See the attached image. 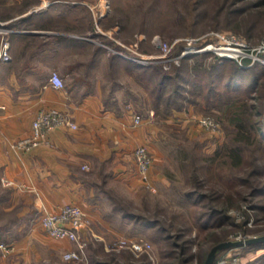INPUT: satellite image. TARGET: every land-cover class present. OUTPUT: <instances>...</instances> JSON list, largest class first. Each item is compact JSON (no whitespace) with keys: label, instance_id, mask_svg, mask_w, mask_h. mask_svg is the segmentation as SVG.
Here are the masks:
<instances>
[{"label":"crops","instance_id":"1","mask_svg":"<svg viewBox=\"0 0 264 264\" xmlns=\"http://www.w3.org/2000/svg\"><path fill=\"white\" fill-rule=\"evenodd\" d=\"M99 1L0 0V47L7 39L10 53L0 61V237L12 245L6 254L0 249V264H54L51 258L72 248L40 224L45 210L67 202L84 207L96 239L110 234L112 208L101 212L96 204L111 205L112 187L131 193L144 186L132 156L139 144L153 153L147 177L155 190L167 183L153 108L139 112L133 90L113 85L119 70L112 72L111 52L90 56L94 21L112 25L110 5L96 17ZM53 70L63 87L51 84ZM42 108H57L76 126H58L30 149L13 147ZM174 113L186 118L190 108Z\"/></svg>","mask_w":264,"mask_h":264},{"label":"rangeland","instance_id":"2","mask_svg":"<svg viewBox=\"0 0 264 264\" xmlns=\"http://www.w3.org/2000/svg\"><path fill=\"white\" fill-rule=\"evenodd\" d=\"M107 1L112 7V25L106 27L94 21L91 31L96 33L87 36L91 42L86 44H90L94 52L90 56H96L95 52L101 50L111 52L112 58L116 56L112 72L119 70L118 81L112 83L132 89L134 103L143 114H146V108L153 106L149 84L128 73L130 67L125 61L129 59L123 57L120 51L130 55L157 56L159 48L152 41L157 38L170 44V54H175L188 38H204L220 31L241 34L251 44L264 39V5L257 4L258 0ZM140 35L143 38L139 39ZM101 40L102 45L99 43ZM134 42H137V47L133 46ZM206 55L212 56L209 53ZM158 63L168 68L174 61ZM183 67L185 70L186 66ZM248 83L246 78L242 89ZM246 92L255 97L248 102L261 104L260 108L253 109L256 113L252 118L258 126L247 130H239L238 125L230 122L228 114L232 107L209 106L199 95L196 102L182 110L188 113L190 108L186 118L175 115L177 110L166 114L161 109L162 112L155 115L153 109L159 128L155 149L162 156L167 183L160 191H151L143 186L130 193L124 188L112 187L111 205L106 201L96 204L101 212L112 208L110 221L105 220L112 226V231L96 239L91 235L89 220V226L82 235L86 242V264L92 260L107 264H145V260L148 264H174L183 255L182 264H204L210 248L220 241L264 235V192L255 191V188L264 185V84ZM231 97L235 98L234 95ZM205 114L217 120L218 128L209 131L198 124L197 118ZM235 145L241 148L242 159L238 166L231 164L227 153L228 148ZM151 156L152 165V152ZM196 178L199 185L195 184ZM196 189L210 197L201 200L195 197V200L198 199L196 203L189 195ZM229 197L232 203L227 209L213 214L208 221L206 211L220 208L230 200ZM126 213L131 215L125 216ZM144 219L157 220L166 227V231L159 237V232L143 224ZM203 222H206L205 226H202ZM132 237L145 238L150 242V248L139 254L125 247L106 248L119 238ZM0 241L3 238L0 237ZM233 252L240 256V264H264V244L223 249L216 254L214 264ZM59 254L50 259L54 264H80L66 261L62 253Z\"/></svg>","mask_w":264,"mask_h":264},{"label":"built area","instance_id":"3","mask_svg":"<svg viewBox=\"0 0 264 264\" xmlns=\"http://www.w3.org/2000/svg\"><path fill=\"white\" fill-rule=\"evenodd\" d=\"M93 7H96L95 15L99 18L104 16L109 10L107 0H100ZM141 38H143L142 35L139 36V39ZM87 39L90 38L87 37ZM152 41L159 48L157 56H141L135 53L130 55L121 51L119 53L129 60H134L143 65L166 61H174L177 64L183 57L201 53H209L219 60H234L245 68L255 63L264 65V39H261L256 44H251L244 36L233 31L215 32L204 38H188L180 51L175 54H170V44L167 42L157 38H153ZM133 46L137 47V42H134ZM9 58V44L7 39L4 38L0 47V61L8 60ZM49 79L51 84L56 88L64 86V80L56 70L52 71ZM133 120L135 123H139L141 116L135 114ZM197 122L202 128L209 131L218 128L217 120L209 114L200 115L197 118ZM62 125L76 126L64 112L57 108H42L37 111L32 120L30 133L16 140L12 146L20 149H30L40 144L49 131ZM132 156L137 163L144 186L151 191H155V186L147 177V170L152 163L149 147L145 144L135 146L132 149ZM4 183L9 182L5 181ZM40 224L48 236L74 242L75 247L69 248L62 253L64 260L86 264V242L82 238V235L85 228L89 226V218L83 206L67 202L54 210H45L41 216ZM124 247L130 249L135 254H139L150 248V242L143 237L119 238L110 247L106 246L107 249ZM11 248L12 245L10 243L0 241V249L3 254L9 252ZM216 264H240V256L233 252L221 257Z\"/></svg>","mask_w":264,"mask_h":264},{"label":"trees","instance_id":"4","mask_svg":"<svg viewBox=\"0 0 264 264\" xmlns=\"http://www.w3.org/2000/svg\"><path fill=\"white\" fill-rule=\"evenodd\" d=\"M257 4L264 5V0H258ZM258 11L259 10H257V13ZM206 54L207 53H201L183 57L180 60L181 62L177 64L172 63V67L170 66L168 68H164L160 63L143 65L138 62H132L131 60H126L125 62L130 67V69L127 70L130 74H134L136 78L143 83L149 84L146 85L148 86V92L151 96V101L153 103L152 108L154 109L155 115H158L162 110L166 114L174 110L182 111L186 106L196 102V96L199 95L203 97L204 101L209 106L232 107V111L228 114L229 120L231 123H235L236 126L238 125L239 130L257 127V121L252 118L254 113H256L253 109L256 110L260 108L261 104L248 102L250 99L251 101L254 100L255 97L250 96V93L248 94L246 91L251 92L256 89L258 85L262 86V84H264L262 83L264 82V65L255 63L245 68L234 60H219L213 56L209 57ZM113 57L116 58V56ZM115 58H112V67L116 63ZM183 65L186 66L185 70ZM246 78H248L249 83L245 86V89H242V85L245 83ZM259 79H262L260 84H258ZM232 95H234L235 98H232ZM166 114L164 115L166 116ZM239 137L241 138V135ZM237 139L238 138H236V140ZM240 152L241 148H239V146L235 145L228 148V157L231 159V164H233V166H238L241 163L242 156ZM195 182L196 185H199L197 178ZM255 191L258 193L264 192V185L258 186L255 188ZM189 195H192L194 200L195 197H198L200 200L210 197L208 194L197 189L189 192ZM228 199L230 200L220 208L213 207L211 211H206L209 219L208 221L212 219L213 214L218 212L223 213L227 209L232 203V199L230 197ZM195 201L197 203L198 199ZM124 215L130 216L131 214L126 213ZM198 219L200 221L201 218L198 216L197 220ZM143 224L146 227L155 229L154 232H159V237H161L163 231H166V227L161 226L157 220L144 219ZM205 225L206 222H203L202 226ZM262 244H264V242H257L249 245ZM181 253H183V250H181ZM169 254L172 255L173 253ZM183 257L184 255L178 257L175 263L182 264ZM144 263L148 264V261L145 260ZM90 264L107 263L92 260Z\"/></svg>","mask_w":264,"mask_h":264},{"label":"water","instance_id":"5","mask_svg":"<svg viewBox=\"0 0 264 264\" xmlns=\"http://www.w3.org/2000/svg\"><path fill=\"white\" fill-rule=\"evenodd\" d=\"M264 242V235L253 236L246 239L223 240L214 244L208 251L204 264H214L216 253L226 248L249 245L252 243Z\"/></svg>","mask_w":264,"mask_h":264}]
</instances>
